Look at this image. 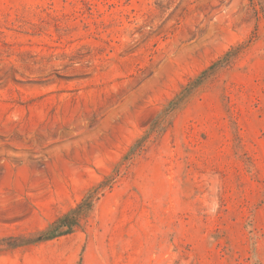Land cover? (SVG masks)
Wrapping results in <instances>:
<instances>
[{
	"label": "rangeland",
	"instance_id": "rangeland-1",
	"mask_svg": "<svg viewBox=\"0 0 264 264\" xmlns=\"http://www.w3.org/2000/svg\"><path fill=\"white\" fill-rule=\"evenodd\" d=\"M0 264H264V0H0Z\"/></svg>",
	"mask_w": 264,
	"mask_h": 264
},
{
	"label": "trees",
	"instance_id": "trees-1",
	"mask_svg": "<svg viewBox=\"0 0 264 264\" xmlns=\"http://www.w3.org/2000/svg\"><path fill=\"white\" fill-rule=\"evenodd\" d=\"M215 65H213L212 67H210L211 69H213ZM205 73V72H204ZM203 73V74H204ZM199 81V79H196V82ZM200 82V81H199ZM176 103V101H171L170 103V110L175 108L173 107L174 104ZM87 206L89 208V202L87 201V199L85 198L81 203H79L75 209L71 210L68 214L64 215L61 219H59L57 222H55L49 229H47L43 234L45 235V237H42V239H51L55 236L58 235H62V234H66L69 233V230L72 227V223H70L69 219L73 216H75L80 210L81 208ZM73 215V216H72Z\"/></svg>",
	"mask_w": 264,
	"mask_h": 264
}]
</instances>
